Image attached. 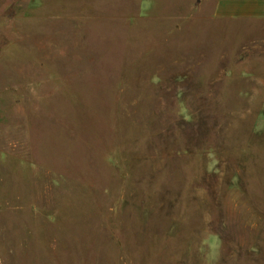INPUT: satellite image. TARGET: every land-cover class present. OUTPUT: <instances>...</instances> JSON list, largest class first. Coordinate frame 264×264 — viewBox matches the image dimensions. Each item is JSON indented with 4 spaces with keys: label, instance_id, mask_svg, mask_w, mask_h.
I'll return each mask as SVG.
<instances>
[{
    "label": "rangeland",
    "instance_id": "rangeland-1",
    "mask_svg": "<svg viewBox=\"0 0 264 264\" xmlns=\"http://www.w3.org/2000/svg\"><path fill=\"white\" fill-rule=\"evenodd\" d=\"M211 0H0V264H264V20Z\"/></svg>",
    "mask_w": 264,
    "mask_h": 264
},
{
    "label": "crops",
    "instance_id": "crops-1",
    "mask_svg": "<svg viewBox=\"0 0 264 264\" xmlns=\"http://www.w3.org/2000/svg\"><path fill=\"white\" fill-rule=\"evenodd\" d=\"M205 9L214 20H264V0H211Z\"/></svg>",
    "mask_w": 264,
    "mask_h": 264
}]
</instances>
